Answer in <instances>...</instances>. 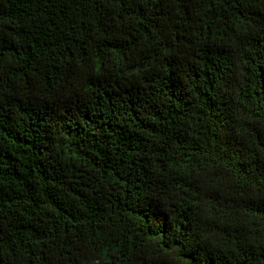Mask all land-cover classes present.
<instances>
[{"label": "trees", "instance_id": "1", "mask_svg": "<svg viewBox=\"0 0 264 264\" xmlns=\"http://www.w3.org/2000/svg\"><path fill=\"white\" fill-rule=\"evenodd\" d=\"M0 264H264V0H0Z\"/></svg>", "mask_w": 264, "mask_h": 264}]
</instances>
